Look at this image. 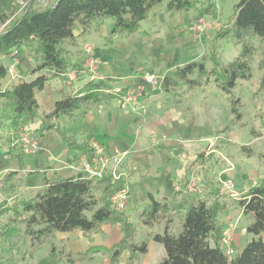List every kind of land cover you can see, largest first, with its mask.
I'll return each instance as SVG.
<instances>
[{
	"label": "crops",
	"instance_id": "0c3cea01",
	"mask_svg": "<svg viewBox=\"0 0 264 264\" xmlns=\"http://www.w3.org/2000/svg\"><path fill=\"white\" fill-rule=\"evenodd\" d=\"M200 6L201 4L187 12H174L166 11L163 5L162 13L156 12L154 6L146 19L141 21L137 32L118 35L108 44L104 37L110 19H104L84 32L81 25L76 23L73 39L64 40L60 44L67 60L63 76L53 77L41 91H35V98L44 111L52 110L54 103L62 96L78 92L90 79L80 69L86 55L85 50H89V54L99 61L96 79L107 80L111 86H133L138 83V76L145 71L158 76V86L148 89L146 107L140 112L131 110L115 99H108L91 107L78 124H71L66 115L57 120L59 128L77 143L85 141L88 144L90 140H95L111 156L124 154L125 175L121 184L128 192V201L121 213L136 228L134 241L138 243L145 240L147 244V251L138 254L134 264H155L153 255L156 249H159V256L162 257V248H157L152 235L162 232L165 218L159 216L148 227L142 223L141 214L149 206V197L164 207L175 204L185 194L175 190V184L182 185L191 171L198 172L202 178V168L207 164L202 151L207 147L209 137L205 136L211 133L212 123L199 111L202 110V104L194 105V110L190 113L184 111L185 107L181 108L183 102L180 105V101L186 96L185 86L180 85L171 75L175 67L205 56L203 37L195 34L192 28L194 19L204 16L199 11ZM19 49V60L15 64L17 77L5 75L0 80L2 90H9L14 84L23 80L30 81L40 74L52 75V71L47 69L32 73L34 61L31 52L25 46ZM0 62L7 66L10 58L1 56ZM181 86L182 90H178ZM199 95L200 93L196 96L197 99L206 97L207 105L215 98L210 94ZM39 123V120H35L30 124L37 128ZM7 124V121L0 122V135L6 134ZM37 143L39 149L35 154L21 153L14 158H4L1 147L7 144L5 140H0V173L4 175L13 172L7 179L2 176L0 224L14 217V211L19 210L18 207L15 209L19 200L32 198L47 181L83 175L80 170L70 166L85 155L77 153V158L71 159L66 143L56 130L37 137ZM225 162L219 170L215 186L212 187L218 189L219 178L230 176L238 193L237 197L227 201L230 202L241 198L239 194L242 195L247 184L258 183L254 178L250 181L241 178L244 167L235 172L234 162L228 159ZM263 167L264 163H261L260 168ZM29 170L40 172L28 174ZM203 189L206 194L208 191L204 184ZM220 199L222 200L221 197ZM233 208L230 205L227 213L219 215V220L225 225L227 221L228 225L236 221L233 246L238 252L252 235L246 233V224L238 226V216L242 213L239 208L238 216L233 215ZM27 215V212H23L21 217ZM169 219V229L172 231L173 216H169ZM20 227L23 228V224ZM122 235L120 224L111 222H102L87 233L80 229L57 231L31 254L29 239L21 232L8 241L0 238V264H127L128 250H124L114 261H111L105 250L118 243ZM210 244L213 245L212 241ZM69 252L77 254L70 256Z\"/></svg>",
	"mask_w": 264,
	"mask_h": 264
},
{
	"label": "trees",
	"instance_id": "16d2710c",
	"mask_svg": "<svg viewBox=\"0 0 264 264\" xmlns=\"http://www.w3.org/2000/svg\"><path fill=\"white\" fill-rule=\"evenodd\" d=\"M163 1L45 0L38 7L28 1L16 12L17 0H0V57L8 56L14 48L25 46L34 61L32 73L44 69L52 71L51 76L40 74L30 81L14 84L9 90L0 87V122H8V130L5 135H0V140H5L8 145L11 142L10 132L39 120V126L33 130L36 138L56 130L66 143L71 159H76L77 153L90 158L92 150L87 142L77 143L59 128L57 120L66 115L71 124L80 123L91 107L115 98L109 91L112 86L107 80L90 78L78 92L57 100L50 111L40 109L35 91H41L53 77L63 76L67 60L60 44L73 39L76 23L84 32L104 19H110L104 37L108 44L118 35L137 32L148 12ZM203 3L214 9L211 0H166L165 10L187 12ZM10 19L12 22L2 28ZM223 38L241 46L238 54L227 62L220 61L214 47V42ZM252 38L256 39V44ZM210 43L208 55L175 67L171 75L185 86V91L212 85L226 93L233 114L224 126V130H228L230 124L241 119L236 107L239 100L234 97L232 89L239 80L251 78L252 61L256 54H259L257 68L262 70L260 83H264V0H237L229 21L211 32ZM5 75L6 66L0 62V80ZM261 100L264 104V94ZM247 153L251 155L250 150ZM9 154L14 158L21 153L11 148ZM258 156L264 159V151ZM38 172L40 170H29L28 174ZM12 175L13 172H8L3 179ZM113 186L109 176L101 179L66 176L47 181L32 198L18 201L15 209L18 207L19 210L14 211V217L0 224V238L8 241L22 232L29 239L28 248L32 254L54 232L80 229L87 233L102 222L119 223L123 234L121 240L105 250L111 261L128 250L127 264H134L137 255L147 251V244L145 240L135 242L134 224L124 214L111 208L108 191ZM149 201L148 208L141 214L142 223L147 227L166 212L167 215L170 211L182 213L177 233L170 231L168 216L162 232L152 235V239L161 243L165 250V257L155 264H264V178L258 184H247L237 200L241 213L248 218L245 231L252 237L232 257H227L221 249L220 235L226 225L219 220V215L227 213L231 204L220 199L217 188L210 186L204 198L184 194L175 204L167 207L161 206L152 197ZM23 212L28 213L24 218L21 217Z\"/></svg>",
	"mask_w": 264,
	"mask_h": 264
},
{
	"label": "rangeland",
	"instance_id": "374dc122",
	"mask_svg": "<svg viewBox=\"0 0 264 264\" xmlns=\"http://www.w3.org/2000/svg\"><path fill=\"white\" fill-rule=\"evenodd\" d=\"M28 1H32L33 6L38 7L43 4L44 0H17L18 8H22ZM211 1L215 5L214 9L209 8L206 3H203L204 6L201 4L199 7V11L203 12L209 22V28L202 34H197L194 31L195 34L203 37L205 56L209 54L211 32L229 21L237 0ZM165 2L166 0L155 6L156 12H164V7L162 6L165 5ZM149 20L151 21V18H149ZM10 22H12V19L8 20L6 25L2 28L10 24ZM252 41L254 44L257 43L255 38H252ZM214 47L222 62L232 60L241 48L240 44L235 43L229 38L215 41ZM258 59L259 54H256L252 61L251 78L249 80H239L237 85L232 89L234 97L239 100L236 107L241 113V119L230 124L228 130H224V126L230 122L233 114L230 109L231 101L226 93L209 85L203 89L197 88L191 91H185L186 96L183 101H180V105L181 102H183L181 108L185 107L184 111L186 113L192 112L194 110V105L198 103L202 104V110L199 111H202L212 123V131L205 137H218L212 152L209 151L208 146L206 149L204 148L205 151H202V157H205L207 161L205 167L202 168L201 178L206 191H208L210 186H215L219 170L226 164L225 161L227 159L234 162L233 170L235 172H239L243 167L245 168L241 178H246V181H250L251 178H254V181L259 183L264 178V167L260 168L261 163H264V159L258 156L259 153L264 151V104L261 100L264 94V83H260L262 70L257 68ZM182 88L181 86L178 90H182ZM199 93V97L201 95L206 96L210 94L215 98L210 105H207L205 101L206 97L197 99L196 96ZM165 105H167V102ZM248 150H250L251 155H248ZM239 197H241V194H239ZM230 204L234 206L232 209L234 211L233 215L238 216L239 207L237 205V199L230 201ZM181 214V212H170L168 215L166 212L163 214V218L173 216L171 229L174 233L179 229ZM238 217H240L238 226H244L248 218L243 214ZM226 223V225H228L229 221ZM156 244L157 248H162V257L159 256V249H156L153 255L155 263H158L165 257V250L161 243L156 242Z\"/></svg>",
	"mask_w": 264,
	"mask_h": 264
},
{
	"label": "built area",
	"instance_id": "2783aa9c",
	"mask_svg": "<svg viewBox=\"0 0 264 264\" xmlns=\"http://www.w3.org/2000/svg\"><path fill=\"white\" fill-rule=\"evenodd\" d=\"M20 9L21 8L17 6L16 12L20 11ZM192 28L197 34H202L209 28V22L205 16H198L194 20ZM19 53L20 49L14 48L8 55L10 64L6 66V75H10L12 78L17 77L15 64L19 60ZM85 53L86 55L81 63V71L87 73L89 78L96 79L99 61L89 54V50H85ZM138 79V83L133 86L125 87L123 85L114 84L109 89L115 96V100L135 112H140L146 107L148 89L156 88L159 83L158 76L147 71L142 72L138 76ZM34 129L33 125L29 123L21 125L16 130L10 132L11 142L1 147L3 157L8 158L10 156L9 151L11 148H16L22 154H35L39 147L37 138L33 134ZM217 139V136L207 138V146L210 152L213 151ZM88 145L92 150L91 157H79L70 167L80 170L83 173L82 177L101 179L109 176L115 184V186L108 191L110 206L117 212L124 211L128 201V192L121 184L122 177L125 175L123 170L124 154L111 156L106 149L95 140H90ZM229 167H231V163ZM2 176L3 174L0 173V196L2 194ZM174 188L185 194H196L199 198H204L205 195L201 175L195 171L190 172L182 185L176 183ZM218 192L223 201H228L238 195L235 182L230 176L219 178ZM235 228L236 221L225 226L220 235L221 249L227 257H232L236 253L233 246V231Z\"/></svg>",
	"mask_w": 264,
	"mask_h": 264
}]
</instances>
